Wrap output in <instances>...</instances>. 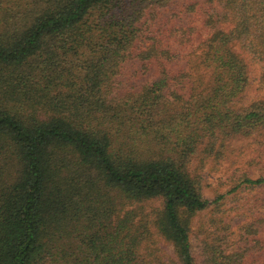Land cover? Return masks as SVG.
Listing matches in <instances>:
<instances>
[{"label":"trees","instance_id":"trees-1","mask_svg":"<svg viewBox=\"0 0 264 264\" xmlns=\"http://www.w3.org/2000/svg\"><path fill=\"white\" fill-rule=\"evenodd\" d=\"M174 3L0 0V264H201L190 217L223 194L188 164L264 129V97L234 106L251 64L264 84V0L201 1L208 75L189 82L156 46ZM147 222L173 258L140 252Z\"/></svg>","mask_w":264,"mask_h":264},{"label":"rangeland","instance_id":"rangeland-1","mask_svg":"<svg viewBox=\"0 0 264 264\" xmlns=\"http://www.w3.org/2000/svg\"><path fill=\"white\" fill-rule=\"evenodd\" d=\"M201 1L176 0L173 7L159 10V21H156V26L163 29L158 36L161 39L157 38L160 44L156 46L169 50L175 57L173 69L186 68L190 73L189 78H184L187 82L198 75L205 80L208 75L196 55L207 35L202 23L203 9H199ZM206 4L203 2V6ZM187 5L195 9L185 7ZM154 34L157 37L159 32ZM258 72L257 66L251 64L248 84L236 98L235 107L264 97V84L259 81ZM145 75L147 73L141 72L132 79L140 80ZM203 148L202 144L188 164V170L198 176L204 198L211 200L220 193L223 197L190 217V240L196 260L201 264H215L210 261L209 254L236 250L244 252L241 260L227 264H264V181L257 184L244 181L246 177L264 178V129L248 136L225 139L222 146L217 143L211 151H203ZM141 205L143 213H149L158 207L159 201H145ZM146 228L148 237L140 252L173 258L170 244L154 233L148 222Z\"/></svg>","mask_w":264,"mask_h":264}]
</instances>
